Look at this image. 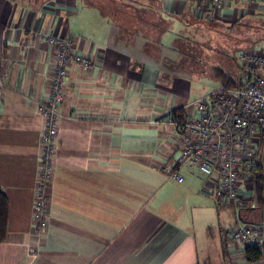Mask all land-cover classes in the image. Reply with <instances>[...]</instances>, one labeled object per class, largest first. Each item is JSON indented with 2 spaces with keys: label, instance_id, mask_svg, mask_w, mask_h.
Wrapping results in <instances>:
<instances>
[{
  "label": "crops",
  "instance_id": "obj_1",
  "mask_svg": "<svg viewBox=\"0 0 264 264\" xmlns=\"http://www.w3.org/2000/svg\"><path fill=\"white\" fill-rule=\"evenodd\" d=\"M122 1L104 12L87 0H0V186L8 198L0 264H264L248 260L222 219V205L234 208L233 227L264 216L255 201L259 136L241 213L206 190L198 167L181 166L183 181L161 168L180 154L167 122L187 104L193 78L180 60L212 31L264 46V0L204 11L196 6L202 0ZM68 39L94 65L71 63L64 77L50 212L37 237L45 122L38 104L51 88L58 40ZM241 65L242 72L214 68L221 85L209 98L229 88L217 70L232 82L247 79L251 70Z\"/></svg>",
  "mask_w": 264,
  "mask_h": 264
},
{
  "label": "built area",
  "instance_id": "obj_2",
  "mask_svg": "<svg viewBox=\"0 0 264 264\" xmlns=\"http://www.w3.org/2000/svg\"><path fill=\"white\" fill-rule=\"evenodd\" d=\"M232 1L202 0L196 6L201 11L206 7L222 10ZM58 45L48 97L38 104L45 122L33 208L32 232L37 237L42 235L50 212L57 124L65 100L62 90L64 77L71 63L85 69L94 65L91 58L74 50L71 40H58ZM239 60L252 71V77L245 86L221 88L213 97L187 103L183 107L185 119L181 123L173 115L168 118L167 122L177 130L180 154L166 157L161 168L171 178L183 181L181 166L198 167L209 179H206V190L211 191L219 203L234 204L241 213L247 202L240 190L251 178L250 171L259 159L257 136L264 147V50L257 53L242 51ZM228 238L235 243L258 248L264 259V217L260 222H247L231 228Z\"/></svg>",
  "mask_w": 264,
  "mask_h": 264
},
{
  "label": "rangeland",
  "instance_id": "obj_3",
  "mask_svg": "<svg viewBox=\"0 0 264 264\" xmlns=\"http://www.w3.org/2000/svg\"><path fill=\"white\" fill-rule=\"evenodd\" d=\"M87 1L97 3L104 12L112 11V8L108 9V2L112 0ZM122 3V0H115V5H121ZM231 38L232 36L224 39V34H222V32L215 31H212L211 36H197L194 40L195 46L188 49L189 55H187L186 59L182 58L180 60L179 64H184L189 75L193 77L191 78L192 82L189 81V86H187L190 88V90H188V104L203 98H209V94L213 93L220 87L221 83L215 77V67L219 66L225 69H233L237 72L243 71L240 60L235 57V49L255 53L264 50V46L261 45L262 42H259L260 40L253 38V40L237 42L236 39ZM183 82L187 84L186 80ZM247 204L248 203H246V206ZM235 217V210L233 207L222 205V219L224 218L226 221L225 229H227V234L236 224L237 217ZM261 217L262 216L259 215V218Z\"/></svg>",
  "mask_w": 264,
  "mask_h": 264
},
{
  "label": "trees",
  "instance_id": "obj_4",
  "mask_svg": "<svg viewBox=\"0 0 264 264\" xmlns=\"http://www.w3.org/2000/svg\"><path fill=\"white\" fill-rule=\"evenodd\" d=\"M249 76L246 80L239 82H232L227 76H222V70H217V75L228 85L229 88H239L245 86L252 77V72L248 71ZM171 115L176 118L178 122H183L185 119L184 108L174 111ZM259 173L256 175L255 181V201L260 207L264 209V171L262 166H258ZM8 218V198L4 189L0 186V238L5 236L7 230ZM246 255L250 261H258L263 258L261 251L253 246H246Z\"/></svg>",
  "mask_w": 264,
  "mask_h": 264
},
{
  "label": "water",
  "instance_id": "obj_5",
  "mask_svg": "<svg viewBox=\"0 0 264 264\" xmlns=\"http://www.w3.org/2000/svg\"><path fill=\"white\" fill-rule=\"evenodd\" d=\"M263 160H264V150H263Z\"/></svg>",
  "mask_w": 264,
  "mask_h": 264
},
{
  "label": "flooded vegetation",
  "instance_id": "obj_6",
  "mask_svg": "<svg viewBox=\"0 0 264 264\" xmlns=\"http://www.w3.org/2000/svg\"><path fill=\"white\" fill-rule=\"evenodd\" d=\"M263 169H264V160H263Z\"/></svg>",
  "mask_w": 264,
  "mask_h": 264
}]
</instances>
